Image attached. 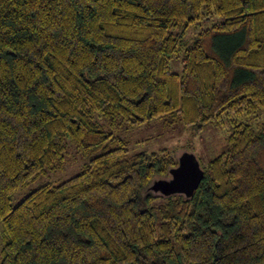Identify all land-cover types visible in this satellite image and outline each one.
<instances>
[{
	"label": "trees",
	"instance_id": "16d2710c",
	"mask_svg": "<svg viewBox=\"0 0 264 264\" xmlns=\"http://www.w3.org/2000/svg\"><path fill=\"white\" fill-rule=\"evenodd\" d=\"M154 121L231 128L191 197L116 135ZM0 221V264H264V0H0Z\"/></svg>",
	"mask_w": 264,
	"mask_h": 264
},
{
	"label": "rangeland",
	"instance_id": "374dc122",
	"mask_svg": "<svg viewBox=\"0 0 264 264\" xmlns=\"http://www.w3.org/2000/svg\"><path fill=\"white\" fill-rule=\"evenodd\" d=\"M219 20L221 19L217 18L215 21ZM210 25V21L200 22L196 27L189 28L186 38L191 40L200 30L206 29ZM221 48L224 49L223 46ZM170 66L173 72L181 74L183 70L182 58L171 60ZM230 133L229 125L222 129L209 127L204 132L198 133L183 125L167 129L163 123L154 121L140 127H121L117 130L116 135L129 143L131 151L153 153L167 150L174 155L177 161L182 154L192 153L198 158L201 166L205 167L213 158L222 153ZM69 156L70 159H68L63 172L57 173L58 176L54 179L50 176V178H40L28 187L15 192L12 196V205L16 207L32 191L48 182L64 181L78 174L82 166L90 160V158L76 155L72 151ZM154 192L161 195L160 191ZM2 247L3 228L0 221V260Z\"/></svg>",
	"mask_w": 264,
	"mask_h": 264
},
{
	"label": "water",
	"instance_id": "95a60500",
	"mask_svg": "<svg viewBox=\"0 0 264 264\" xmlns=\"http://www.w3.org/2000/svg\"><path fill=\"white\" fill-rule=\"evenodd\" d=\"M204 170L198 158L192 153H184L178 160V166L170 171V178L159 180L154 190L165 196L182 194L191 197L204 178Z\"/></svg>",
	"mask_w": 264,
	"mask_h": 264
}]
</instances>
